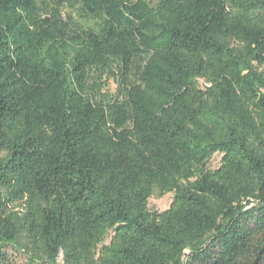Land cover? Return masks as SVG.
<instances>
[{
  "label": "trees",
  "instance_id": "1",
  "mask_svg": "<svg viewBox=\"0 0 264 264\" xmlns=\"http://www.w3.org/2000/svg\"><path fill=\"white\" fill-rule=\"evenodd\" d=\"M262 67L264 0H0V264H264Z\"/></svg>",
  "mask_w": 264,
  "mask_h": 264
},
{
  "label": "rangeland",
  "instance_id": "2",
  "mask_svg": "<svg viewBox=\"0 0 264 264\" xmlns=\"http://www.w3.org/2000/svg\"><path fill=\"white\" fill-rule=\"evenodd\" d=\"M260 71L262 73H264V67H262L260 69ZM201 86H203V84L200 82ZM108 90L113 93L114 92V84H112L111 82H109L108 84ZM220 159H221V156L220 155H215L211 162H210V169L213 170V169H216L218 166H219V162H220ZM172 198H173V195L172 194H168V195H165V196H162V197H159V196H153L151 197L149 200H148V209L151 213L153 212H157V213H161L165 210H167L172 202ZM109 242V240H107V243ZM15 257L12 256L11 259H13L12 261L17 264L20 263V259L21 257L18 256L16 258H13ZM58 263L61 264V258H59L58 260Z\"/></svg>",
  "mask_w": 264,
  "mask_h": 264
}]
</instances>
